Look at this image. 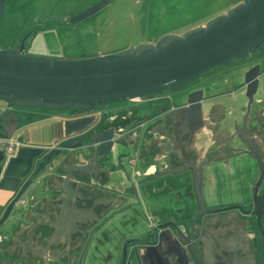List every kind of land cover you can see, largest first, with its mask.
Listing matches in <instances>:
<instances>
[{"label": "water", "instance_id": "water-1", "mask_svg": "<svg viewBox=\"0 0 264 264\" xmlns=\"http://www.w3.org/2000/svg\"><path fill=\"white\" fill-rule=\"evenodd\" d=\"M109 1L99 0L73 15L71 20L81 19ZM4 3L5 0H0V22ZM22 47L23 42L0 47L1 100L8 102L11 107H44L51 110L99 108L102 113L100 119L79 136L64 138L47 150L31 178L23 183L1 214L0 237H10L18 223L29 217L22 198L28 194L27 190L31 191L29 198L33 199L43 189L42 180L61 171L71 157L86 162L78 164L73 171L65 169L67 176L89 180L92 175L90 168L98 161L113 172L122 171L125 178L116 180L117 185L128 183L121 191L126 205L86 225L92 229L90 241L93 238L96 240V253L107 251L110 257L99 261L97 255L87 247L86 251L90 250L88 258L80 261V264H151L150 259L157 253L158 245L165 237L173 240L174 254L179 264H207L206 256L211 255V251L216 248L214 256L221 255L220 247L207 244L205 236L198 237V224L205 226L209 218L207 214L220 210H229V215L237 212L243 214L241 219L246 224L255 221L264 237V149L256 152L255 145L252 146L248 138L251 137L248 134L250 131L263 132V125L256 122L251 126L252 120L243 119L242 125L245 127L234 131V134L230 133L227 140V146L233 152L209 161L202 159L197 162V157L188 158V161L181 158L182 166L160 172L190 171L197 201V210L190 221L172 219L161 222L151 220V216L145 212L150 179H137L138 170H134L135 166L127 167V162L138 147L139 138L135 136L129 139L128 132L121 128L116 131L113 119L105 110L109 103L151 96L166 88L185 84L215 66L264 50V0H240L203 24L180 33L165 34L153 42H140L136 46L109 53L57 57L27 53ZM258 74L259 65H255L244 75L247 113L254 95L260 92ZM262 96L264 101V94ZM203 99L202 89L192 90L187 94L183 107L169 112L181 114L183 124L189 130L191 126L186 121L201 119ZM169 112L164 114L165 118ZM228 124L236 126L233 118ZM11 134L0 132V138L6 139ZM188 134L192 136L193 132L188 131ZM163 145L166 146L165 143ZM169 152L165 150L163 155L152 156L150 160L156 163L168 156ZM3 157V149L0 148V161ZM224 158L227 160L222 161ZM236 170L243 171L242 176L246 180L242 184L246 202L224 207L207 205L203 190L205 172L217 175ZM200 234H205V230H201ZM148 235L152 239H147ZM207 246L211 248L210 251ZM220 246L225 247L226 264H236L234 246L227 243ZM43 264L61 263L53 260L44 261Z\"/></svg>", "mask_w": 264, "mask_h": 264}, {"label": "crops", "instance_id": "crops-1", "mask_svg": "<svg viewBox=\"0 0 264 264\" xmlns=\"http://www.w3.org/2000/svg\"><path fill=\"white\" fill-rule=\"evenodd\" d=\"M203 23L205 21H199L185 29ZM149 102L154 104L153 108H157L160 101L153 98ZM139 104L140 102L132 99L109 104L106 110L109 114H113V110L129 114L128 109H131L132 113L137 111V114L142 115L145 111L135 108ZM101 113L102 109L99 108L51 110L43 107H11L8 102L0 99V132L12 133L6 138L16 142L11 153L6 151L5 144H0L4 152L0 161V216L23 183L31 178L47 150L64 138L79 136L83 130L100 119ZM168 114V117H162L163 120L160 117L162 122L158 125H151L153 119L148 116L143 119L149 127H144L137 134L139 144L133 154L134 170L140 172L136 175L137 179H150L145 203L147 216H151L153 221H190L197 210L190 171L159 174L163 170V158L156 163L150 160L152 156L168 149L167 152L170 151L175 158H179L170 164L169 168L175 169L182 166L180 159L194 149V144L186 140L184 130L176 127L171 132L166 128V125L175 127V124L184 121L182 115L177 112ZM168 135L172 142L168 146L165 143L164 146L162 140ZM258 150L256 146V152ZM85 162L76 157L69 158L61 171H56L42 180L43 189L33 199L29 198L31 191L27 190L29 195L22 198L29 217L18 223L10 237H0V264H14L15 260L18 264H42L44 261L53 260L78 264L70 250L81 241L83 227L87 222L100 220L105 212L123 208L127 203L121 191L128 183L120 186L116 181L125 178L122 171L113 172L96 161L91 167L92 175L89 180L67 176L65 169L73 171L78 164ZM242 172L236 170L230 174L217 175L205 172L203 190L207 205L222 206L233 202H246L241 191L242 184L246 181ZM234 185L238 186L234 189ZM228 211L209 213L205 226L198 224V237L205 236L207 244L220 247L221 255L214 256L217 248L211 251V255L208 253L207 264H226V250L220 246L225 243L234 246L237 253L236 264H264V237L259 226L250 221L244 223L241 219L243 214L239 212L229 215ZM203 229L205 234L202 235L200 233ZM42 230L47 231L49 245L36 249L34 244L43 240ZM173 246V240L165 237L159 243L157 253L152 256L153 260L150 259L151 264L152 261L154 264H179ZM207 249L211 250L208 246Z\"/></svg>", "mask_w": 264, "mask_h": 264}, {"label": "rangeland", "instance_id": "rangeland-1", "mask_svg": "<svg viewBox=\"0 0 264 264\" xmlns=\"http://www.w3.org/2000/svg\"><path fill=\"white\" fill-rule=\"evenodd\" d=\"M96 1L6 0L0 22V47L14 46L26 39L24 52L34 54L81 57L109 53L140 42L156 41L173 30L183 32L188 25L206 22L238 2L111 0L91 14L72 23L69 21Z\"/></svg>", "mask_w": 264, "mask_h": 264}, {"label": "flooded vegetation", "instance_id": "flooded-vegetation-1", "mask_svg": "<svg viewBox=\"0 0 264 264\" xmlns=\"http://www.w3.org/2000/svg\"><path fill=\"white\" fill-rule=\"evenodd\" d=\"M69 21L72 23L75 22L76 20L72 21L71 18H69ZM172 33H180V31L173 30ZM22 42H23L22 50L24 51L26 46V39L17 43L16 45H20ZM27 53L29 52L27 51ZM255 65H259L258 84H259L260 92H257L254 95V100L251 104L250 111L247 113V107H246L247 97L245 95L244 75L248 69L253 68ZM263 77H264V50H257L251 52L245 57L237 58L232 62L215 66L203 72L195 79L186 82L185 84L174 86L175 88L171 91L166 90L167 89L166 88L160 92L154 93L151 96L144 95L133 98L134 100L140 102V104L135 106V108H139L141 112L142 111L146 112V113L144 112L142 115L137 114L136 113L137 111H135V113H132V110L128 109L129 114L128 113L123 114L120 110L117 111L113 110V114H109V116L111 117V119H113V127L115 128L116 131H118V129L120 128L124 129L125 131L128 132L129 139H133L135 136H138L137 134L141 129H143L146 126L149 127V124L147 125L145 120H143L144 118L148 116V118L153 119V123L151 125H156V124L158 125V123L162 122L163 118H165L164 115L165 113L171 110L173 111L174 109L177 108H181L186 104L187 94L190 91L196 89H202L204 99L201 107V119L199 120L190 119L187 121L185 120L191 126V129L189 130L187 129L188 127L183 124L184 121H180L178 124H175L174 125L175 127L173 126L169 127L166 125V128H168L169 131L171 132L173 131V129H176V127L184 130L186 133V138H187L186 140L194 144V149L186 153L185 161H188V158L190 159L193 157H197L195 158L197 162H200L202 159L207 161L213 160L216 156H225L227 153L233 152L227 146V140L230 137V133L234 134V131H237L238 129L245 127V125H242L243 119L247 121L252 120L250 121L251 126H254L256 122H259L261 126L262 125L264 126V101H262L261 99L263 97L262 95L264 94V83L263 85L261 84ZM173 97H176L177 99L175 100V98ZM153 98L158 99L160 101L157 108H153L154 104H150L149 102V100ZM129 100L132 99H127L124 101H129ZM160 117L161 118L163 117L162 120L160 119ZM231 118L234 119V124H236V126L234 127L228 124ZM263 126H262V130L264 132ZM188 131H192L193 135L189 136L190 134H188ZM263 132L250 131L248 133L249 136H251L248 138L250 139L249 141L251 142L252 146L255 145L254 146L255 148L256 146H258L260 151L264 149ZM169 137L170 135H168V137H164L162 140L164 143L167 144V146L168 143L172 142L171 137L170 138ZM258 141H261V143H259ZM216 148L219 149L217 150ZM159 154L163 155V153H157L156 155ZM178 159L179 158L177 157L175 158V156H173L172 152H169L168 156H164L163 162L161 161V166L163 167L162 171L168 170L169 167L171 166L170 165L171 162L172 161L174 162V160H178ZM129 160L130 161L129 163L127 162V166L134 165L135 157L131 156ZM226 160L227 158H224L222 161H226ZM137 173L140 174L139 171ZM231 183L233 184L234 181ZM242 195H244L243 192ZM236 204L239 203L233 202L218 207H224L228 205L234 206ZM107 214L110 213L106 212L103 216ZM160 221L163 222L162 220ZM253 223L256 224L255 221H253ZM91 232H92L91 227L88 228L87 226H84L81 234L82 236L81 241L76 247L70 250L71 255L74 256L73 258L75 260H78V264H80V261L82 260L84 261L86 258H88V254L90 253V250L87 252L86 251L87 247L91 248L92 253L94 255L95 254L97 255L98 257L97 259L99 261L105 260L109 258L111 255L107 251H102L100 254L96 253V250L94 249V247L96 246V240L93 238L90 241ZM47 237H48L47 231L44 230L42 234L43 240L39 241L38 243H35L34 247L36 249H40L43 245L48 246L49 244H47L48 243ZM146 238L152 239V236L148 235L146 236ZM121 252L122 251L120 250L119 256H121ZM57 261L60 262L61 264H70L69 263L70 261L67 262L66 261L62 262L59 260ZM14 264H18V262H16L15 260Z\"/></svg>", "mask_w": 264, "mask_h": 264}, {"label": "built area", "instance_id": "built-area-1", "mask_svg": "<svg viewBox=\"0 0 264 264\" xmlns=\"http://www.w3.org/2000/svg\"><path fill=\"white\" fill-rule=\"evenodd\" d=\"M0 143L5 144L6 151L11 153L14 150L16 142L14 140H12L11 138H6V139H1L0 138Z\"/></svg>", "mask_w": 264, "mask_h": 264}, {"label": "trees", "instance_id": "trees-1", "mask_svg": "<svg viewBox=\"0 0 264 264\" xmlns=\"http://www.w3.org/2000/svg\"><path fill=\"white\" fill-rule=\"evenodd\" d=\"M44 108V107H43Z\"/></svg>", "mask_w": 264, "mask_h": 264}]
</instances>
